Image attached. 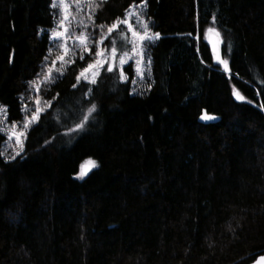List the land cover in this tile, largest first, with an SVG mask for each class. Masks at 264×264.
Returning <instances> with one entry per match:
<instances>
[{
    "label": "trees",
    "instance_id": "obj_1",
    "mask_svg": "<svg viewBox=\"0 0 264 264\" xmlns=\"http://www.w3.org/2000/svg\"><path fill=\"white\" fill-rule=\"evenodd\" d=\"M133 2L91 1L92 54L43 82L51 107L21 155L0 156V264H248L264 254V0H147L160 33L148 90L132 93L131 65L127 81L105 68L96 84L78 83ZM51 3L0 0V105L11 122L55 60ZM209 27L229 71L205 41ZM204 111L217 119L201 121Z\"/></svg>",
    "mask_w": 264,
    "mask_h": 264
},
{
    "label": "snow or ice",
    "instance_id": "obj_2",
    "mask_svg": "<svg viewBox=\"0 0 264 264\" xmlns=\"http://www.w3.org/2000/svg\"><path fill=\"white\" fill-rule=\"evenodd\" d=\"M72 4L76 5V8H80V0H52L51 7L53 9L59 10L60 19L57 21V27L52 30V34L50 39L53 41H60L56 46L63 52L62 55L58 56L55 60L51 62V66H49L46 70L44 81H53L52 79V73L53 71H57L60 73V75H63V72L60 71L59 68L56 67L58 63L62 65H68L70 63H74L75 61L72 59H68V53L70 52V49L67 47V41L70 39H74L78 46L83 50V52H87L90 55L92 54V49L89 47V41L91 37L85 33L81 32L79 35L73 37L69 26L66 23L71 13V7ZM91 6V5H90ZM147 7V0H139V4H137L134 0L133 4L129 6V8L126 10L125 16L123 19L117 18L115 22H113L110 26L107 27V33H101V38L99 41H96L97 50L95 51V59L93 63H89L87 67L82 69L77 75L76 79L79 83L81 79L87 81L91 84L97 83V77L100 75L99 69L104 68L105 65H107V71L112 72L114 70L117 58H118V48L116 47L117 41L115 39H111V50L110 52L107 51V49H104L100 46L104 44V41L106 39H109L111 35L114 32L120 31L121 33V47H123L126 44H131V52L136 57V72L137 74L141 75V78H143V70L141 68V65L145 63L144 61V49L147 46H150L154 43L155 40L160 39V33L155 32L151 33L150 25L147 22V20L144 18L142 12H138L135 9H144ZM91 18V17H90ZM134 18V23H133ZM83 27L87 28V25L83 24V21L79 22ZM137 25L139 28H137ZM126 29V32L121 31V28ZM100 28H104V25H100ZM207 32L214 33L217 37L220 36V33L213 27H209L207 29ZM128 34H130L131 39H129ZM222 40H218L217 43H222ZM214 51H215V45H214ZM80 59H84L83 54L80 55ZM131 57H129V53L127 51H124L121 55H119V65L123 66L128 63V60ZM216 58L218 62L222 65H224L225 71H229V62L225 59H222L220 57V54L216 52ZM47 59V58H46ZM148 64L151 63L150 60L147 61ZM90 74V75H89ZM119 77L122 81H127L128 77L125 74V70L121 67ZM134 82V81H133ZM35 83V82H33ZM73 87H76V85H73ZM37 93L40 92V88H36ZM234 95L238 100L243 101L245 98L238 92L234 91ZM36 108L32 112L31 116H26L24 118L22 128L19 124L13 122L12 126L10 128H0V132H7V139L8 140H14L16 146L18 147V151H16L15 155L12 156V159H15L16 156H19L21 152L24 151V141L27 139L28 131L31 129V126L35 123H37L40 119V114L43 111H46V108L41 107V100L36 99ZM47 107H51V101L44 102ZM264 108V105L261 106ZM24 109L27 110V105H24ZM96 105L92 104L91 107L88 109V115L83 118V121L76 125V130L83 129L85 123L89 121V118L92 116L93 113L96 112ZM0 124H4L5 121H7V110L0 106ZM205 119H215V117H202ZM2 139V137H0ZM4 153L0 152V156H3ZM92 167H95V162H91ZM84 173H82L83 175ZM261 260H264V257L260 258Z\"/></svg>",
    "mask_w": 264,
    "mask_h": 264
},
{
    "label": "rangeland",
    "instance_id": "obj_3",
    "mask_svg": "<svg viewBox=\"0 0 264 264\" xmlns=\"http://www.w3.org/2000/svg\"><path fill=\"white\" fill-rule=\"evenodd\" d=\"M91 1L92 0H80V8L79 9L76 8L75 4H72V7H71L72 15L70 16L69 20L66 23L68 24L69 30H70V32H71L73 37L79 35L81 32H85L86 33V28L83 27V25H81L79 22L83 21V24L87 25V20L89 19V16L92 13L91 12V6H90L91 5ZM135 10L138 11V12H142L144 18L147 20V22L150 25V21L145 15V8L144 9L137 8ZM53 11H54V14H55V21H54V25L49 29L50 37H51V34H52V30L57 27V21L61 18L60 15H59V10L58 9H53ZM134 22L135 21H134V18H133V23ZM137 28H139L138 25H137ZM150 29H151V33H155L153 31V29L151 28V25H150ZM124 32H126V29H124ZM128 37H129V39H131L130 34H128ZM112 39H115L117 41L116 47L118 48V58H117L114 70H116L118 73H120L121 67L125 70L126 66L131 65V67L133 69V72H134V78H133L134 82L132 81V93L142 94V93L146 92L148 90V88H149L150 83H151L150 64L147 63L148 60L151 61L150 53H149V46H147L144 49V52H145L144 61H145V63L143 65H141V68L143 70V78H141V75L137 74V72H136V67H137V65H136V57L131 52L132 45L129 43V44H126L123 47H121V43H120L121 34L119 36V41L115 37H113ZM53 42L56 45L58 43H60V41H53ZM94 44H95L96 50H97L98 46L96 45V43H94ZM67 47L70 49V52L68 53V59L74 60L75 57L77 56V54H80V53L83 52V50L78 46L77 42L74 39H70V40L67 41ZM89 47H90V41H89ZM100 47H102L104 49H107V51L110 52L112 45H111V43L110 44H106V40H105L104 44L102 46H100ZM124 51H127L129 53V57H131V58L128 60L127 64L121 66V65H119V55H121ZM62 54H63V52L56 46L55 47V55H56L55 59L58 56L62 55ZM94 59H95V56H94L93 60L90 63H93ZM66 66L67 65H62L60 63H58L56 65V67L59 68L61 72L64 71V68ZM105 68H107V65H105L104 68L99 69V72L101 73ZM53 73H57V71H53ZM125 74L128 77V74H127L126 71H125ZM43 81H44V78L41 77L40 79L33 81L35 83L31 82L32 89H33L32 92L28 96L26 95V96L23 97V112L25 113L24 114V118L26 116L30 117L32 112L35 110V108H36L35 100L36 99H40L41 100V107L46 108V109L49 108L44 103V102H46L48 100L45 99L42 95H40V92L37 93V91H36L37 87H39L41 89V86L43 85ZM81 81H85V80H83V78H82ZM24 105H27V110L24 109ZM0 106H3V105H0ZM3 107L7 110V108L5 106H3ZM0 115H2V114H0ZM23 121H24V119H23ZM23 121H18V122H15V123L19 124L21 126V128H22ZM12 123L13 122L9 121L8 118H7V121H5L4 124H0V128H5V129L10 128L12 126ZM2 133L6 136V140L3 143L4 157L6 159H12L11 157L14 156L16 151H18L19 149L16 146L14 140H8L7 139V132L6 131L2 132ZM25 141H24V150H25ZM23 152H21V154Z\"/></svg>",
    "mask_w": 264,
    "mask_h": 264
},
{
    "label": "water",
    "instance_id": "obj_4",
    "mask_svg": "<svg viewBox=\"0 0 264 264\" xmlns=\"http://www.w3.org/2000/svg\"><path fill=\"white\" fill-rule=\"evenodd\" d=\"M218 31V30H217ZM207 38V39H206ZM218 40H221L220 36L217 37L214 33L209 34V32L205 33V41L209 44L211 51L214 55H216V52L219 54L221 53V45L222 43H217ZM214 45H215V51H214ZM215 117V119H205L202 117ZM217 119V116L208 114L206 111L203 112L202 116L200 117L201 121H214ZM91 170L90 164H84L82 167V172L84 174H87ZM264 257V254H259L256 258H254L251 262L248 264H264V260H261L260 258Z\"/></svg>",
    "mask_w": 264,
    "mask_h": 264
},
{
    "label": "bare ground",
    "instance_id": "obj_5",
    "mask_svg": "<svg viewBox=\"0 0 264 264\" xmlns=\"http://www.w3.org/2000/svg\"><path fill=\"white\" fill-rule=\"evenodd\" d=\"M209 34H211V33H209Z\"/></svg>",
    "mask_w": 264,
    "mask_h": 264
},
{
    "label": "flooded vegetation",
    "instance_id": "obj_6",
    "mask_svg": "<svg viewBox=\"0 0 264 264\" xmlns=\"http://www.w3.org/2000/svg\"><path fill=\"white\" fill-rule=\"evenodd\" d=\"M207 39V38H206Z\"/></svg>",
    "mask_w": 264,
    "mask_h": 264
}]
</instances>
